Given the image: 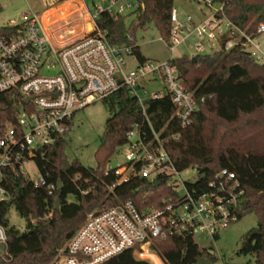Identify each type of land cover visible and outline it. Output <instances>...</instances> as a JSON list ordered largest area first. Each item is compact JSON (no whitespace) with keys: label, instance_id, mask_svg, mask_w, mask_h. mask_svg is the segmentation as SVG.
I'll use <instances>...</instances> for the list:
<instances>
[{"label":"trees","instance_id":"trees-1","mask_svg":"<svg viewBox=\"0 0 264 264\" xmlns=\"http://www.w3.org/2000/svg\"><path fill=\"white\" fill-rule=\"evenodd\" d=\"M63 3L67 0H53ZM175 0H139L129 26L125 17L114 18L103 13L97 20L109 44L126 46L142 63L147 61L137 45V33L153 26L163 40L169 39L170 16ZM223 4L222 14L235 26L247 30L251 37L264 25V0H211ZM1 12V7H0ZM19 27H0V38L14 36ZM193 58V57H192ZM181 56L171 60L182 78L185 90L193 94L197 112L186 127L173 118L175 106L166 96L145 103V115L135 99L122 91L107 98L110 117L95 153L96 167L69 160L68 139L37 154L36 166L46 184L61 183V190L49 196L46 187L35 188L33 181L22 175L19 165L0 170V186L4 199L0 201V226L6 232V253L0 255V264H52L57 251L80 228L86 216L131 201L138 211L157 206L172 195L162 180L159 186L138 176L120 182L116 169L107 166L116 151L125 145L127 134L134 125L142 127L151 137L148 126L158 134L163 148L169 154L178 172L195 168V182L185 183L196 195L209 192V183L215 175L227 170L234 174L239 185L236 193L238 220L247 214L257 217V226L240 241L238 255H251L255 264H264V122L259 132H252L248 123L242 129L232 130L244 117L264 110V64H257L237 47L208 55L198 54L196 61ZM204 98L205 102L200 100ZM17 98L0 95V136L5 125L16 124ZM148 121V122H147ZM69 136V134H68ZM138 169V166L136 167ZM72 194L75 203L65 204L64 194ZM56 198L60 199L54 209ZM13 208L25 220L23 230L10 225L8 214ZM49 214L51 216L49 217ZM218 236H214L216 240ZM151 250L163 264H211L214 255L200 249L187 233L152 241ZM103 264H149L135 259L126 251Z\"/></svg>","mask_w":264,"mask_h":264},{"label":"built area","instance_id":"built-area-1","mask_svg":"<svg viewBox=\"0 0 264 264\" xmlns=\"http://www.w3.org/2000/svg\"><path fill=\"white\" fill-rule=\"evenodd\" d=\"M193 1L204 3L212 13L195 21L190 16L180 18L177 10L172 9L169 39L159 38L172 54L183 45L194 52L191 58L200 54L206 45L224 52L239 47L255 63L264 64V50L258 42L264 25L258 27L257 37H251L247 30L235 26L222 14L223 4ZM79 2L91 29L85 26L78 36L57 39L53 32L42 27L40 18L33 13H24L20 23L10 20L5 25L19 27V32L0 38V95L17 98V117L16 124H6L0 136V170L19 165L22 175L30 179L23 165L31 160L36 162L37 154L43 156V151L54 147L60 139H68L78 111L122 91L136 100L143 115L148 100L167 96L175 106L173 118L183 127L191 123L198 110L193 94L185 90L178 70L171 65L175 56L162 62L140 63L135 59L136 65H129L127 59L134 57L132 49L109 44L99 29L97 20L101 14L123 17L139 8V0ZM156 83L163 86L164 93L155 89L149 93V86ZM148 126L150 138L139 125H134L127 134L122 146L125 167L122 172L116 169L115 174L121 177L120 182L131 176L151 183L162 180L172 196L141 212L131 201H126L89 213L57 251L52 264H103L126 251H132L135 257L151 251L155 239L184 233L193 239L197 234L213 238L238 221L236 205L241 192L236 193L239 185L234 174L227 170L218 172L209 183V192L196 195L195 190L186 188L181 172L173 165L158 134L149 122ZM30 180L35 188L46 187L49 196L58 190V184L47 185L41 175L37 180ZM181 187L184 194L179 196ZM3 199L4 190L0 186V201ZM0 245L6 247L2 226Z\"/></svg>","mask_w":264,"mask_h":264},{"label":"rangeland","instance_id":"rangeland-1","mask_svg":"<svg viewBox=\"0 0 264 264\" xmlns=\"http://www.w3.org/2000/svg\"><path fill=\"white\" fill-rule=\"evenodd\" d=\"M67 3V4H66ZM65 4V5H64ZM64 5V6H63ZM63 6L61 9L60 7ZM0 27L8 24L10 20L16 23L23 21V14L31 13L40 18L42 27L53 32V36L57 39H65L81 35L84 32L85 26L87 30L91 29L87 18L83 16L81 3L79 0H67L63 3H54L53 0H0ZM92 7L90 3V8ZM174 8L177 10L179 17L190 16L195 21H201L205 16H209L212 11L204 4L197 3L193 0H175ZM216 9V6H214ZM134 12L125 14V23L127 26L134 19ZM137 45L141 54L148 60L165 61L171 57L187 56L191 57L194 52L188 50L186 46L176 48L172 54L159 39L160 35L153 26H149L143 31L137 33ZM264 50V33L258 39ZM218 50L217 47L205 46L200 52L202 55H208ZM127 63L135 66L136 60L134 57L128 58ZM157 89L164 93L165 90L161 84L156 83L149 86V93ZM110 117V112L105 101H97L85 109L78 111L72 123V128L68 136L69 146L66 149V154L69 160H78L85 167H96L95 153L99 146L100 138L105 130V122ZM264 122V110L253 115L244 117L237 125L230 127L232 130L242 129L243 123H248L252 132H259L262 129ZM125 163L124 148H119L108 164V169H118L122 172ZM23 171L32 180L39 178L37 166L34 161H27L23 165ZM127 173L122 176L125 177ZM180 177L183 182H194L197 179L195 168L187 169L181 172ZM184 191L181 187L179 196H182ZM172 195L164 198H170ZM63 202L65 204L75 203L73 195L64 194ZM9 223L17 229L23 230L25 220L19 217L16 211L11 208L8 214ZM257 226V217L254 214H247L237 222L231 224L228 228L218 234V238H205L202 234H197L194 241L200 249H204L203 260L207 254L214 255L216 261L211 264H255V258L251 255H238L240 241L251 229ZM212 252V253H211ZM135 259L145 261L149 264H163L160 258L153 250L144 252L141 255H135Z\"/></svg>","mask_w":264,"mask_h":264},{"label":"water","instance_id":"water-1","mask_svg":"<svg viewBox=\"0 0 264 264\" xmlns=\"http://www.w3.org/2000/svg\"><path fill=\"white\" fill-rule=\"evenodd\" d=\"M196 61V58L193 57L192 58V62H195ZM26 102H28V100H26ZM153 185L155 187L159 186V182L158 181H155L153 183ZM61 183H58V190H61ZM59 203H60V199L59 198H56L55 202H54V209H58L59 207ZM6 253V247L3 246V245H0V255H4ZM212 253V252H211Z\"/></svg>","mask_w":264,"mask_h":264},{"label":"crops","instance_id":"crops-1","mask_svg":"<svg viewBox=\"0 0 264 264\" xmlns=\"http://www.w3.org/2000/svg\"><path fill=\"white\" fill-rule=\"evenodd\" d=\"M66 4H67V3H66ZM64 5H65V4H64ZM64 5H63V6H64ZM63 6H61L60 8H61V9H64V8H62ZM71 37H72V36H71ZM71 37L69 36V38H71ZM155 90H157V89H155Z\"/></svg>","mask_w":264,"mask_h":264}]
</instances>
